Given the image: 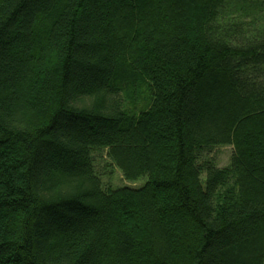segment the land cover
<instances>
[{"label": "trees", "instance_id": "obj_1", "mask_svg": "<svg viewBox=\"0 0 264 264\" xmlns=\"http://www.w3.org/2000/svg\"><path fill=\"white\" fill-rule=\"evenodd\" d=\"M225 3L0 0V264H264V29Z\"/></svg>", "mask_w": 264, "mask_h": 264}, {"label": "rangeland", "instance_id": "obj_2", "mask_svg": "<svg viewBox=\"0 0 264 264\" xmlns=\"http://www.w3.org/2000/svg\"><path fill=\"white\" fill-rule=\"evenodd\" d=\"M220 12V21L229 23L237 22L249 26V31L264 29V5L259 0H227ZM251 25V26H250ZM245 26V28H246ZM264 74L255 76L262 77ZM147 89L138 87L137 90H128L125 92V106L128 110H143L148 107ZM235 153L234 146H220L212 149H206L199 153L198 165L205 168L211 164L218 168L228 169L232 166V160ZM91 157L95 173L102 181L104 190H116L126 186L140 188L147 179L138 183L126 182L124 176L108 158L107 150L93 149ZM205 169L203 170V172ZM205 174L203 175L204 178ZM235 177L231 178V183H235ZM204 182V181H203Z\"/></svg>", "mask_w": 264, "mask_h": 264}]
</instances>
